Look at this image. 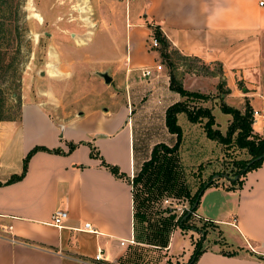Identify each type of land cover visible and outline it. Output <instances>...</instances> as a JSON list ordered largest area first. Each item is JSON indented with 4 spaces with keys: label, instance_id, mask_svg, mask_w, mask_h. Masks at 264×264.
<instances>
[{
    "label": "crops",
    "instance_id": "0c3cea01",
    "mask_svg": "<svg viewBox=\"0 0 264 264\" xmlns=\"http://www.w3.org/2000/svg\"><path fill=\"white\" fill-rule=\"evenodd\" d=\"M80 1L74 12L91 7L108 23L103 0ZM112 2L119 14L110 27L112 33L107 37L105 30L93 43L98 47L97 59L111 63L112 72H117V87L125 90L121 101L61 120L39 103L24 101L14 120L0 121V264H85L99 249L104 257L101 264L125 262L135 245L132 186L126 179L140 171L155 145L169 146L161 142L168 132L165 112L182 100L170 90L168 74L156 70L160 57L158 48L147 46L150 26H158L171 49L181 55L220 65L221 82L219 76L197 77L191 90L184 79L185 89L209 94L224 83L229 93L223 102L229 105L234 98H245L259 112L253 117V132L264 136V0ZM53 14L49 12V17ZM144 69L150 70V76H141ZM109 77L114 83L113 73ZM153 99L156 106L147 114V103ZM135 107L138 115L133 113ZM230 121L224 120L223 132ZM90 145L125 179L101 167L100 159L90 156ZM34 147L48 151L31 155L25 175L7 184L22 172L24 158ZM56 149L61 153L50 152ZM230 186L216 181L199 200L194 215L210 225L205 242L207 236L217 238L203 241V252L194 264H264V161L246 174L240 188ZM57 209L67 212L60 229L51 225ZM85 223L93 232L84 230ZM176 233L183 232L177 228L171 233L164 254L172 259L182 253L189 260L192 252L171 251Z\"/></svg>",
    "mask_w": 264,
    "mask_h": 264
},
{
    "label": "rangeland",
    "instance_id": "374dc122",
    "mask_svg": "<svg viewBox=\"0 0 264 264\" xmlns=\"http://www.w3.org/2000/svg\"><path fill=\"white\" fill-rule=\"evenodd\" d=\"M103 1L107 9L108 23H103L100 15L91 7L85 8L84 13L74 12L73 7L77 8V0H0V69L7 72L4 80L0 79V114L3 117H17L19 106L24 101L39 103L55 120L73 117L91 108H110L121 101L125 90L123 87H117V72H112L111 63L97 59L98 47L93 43L94 39L99 40L98 35H103L105 30L106 36L110 37V27L113 28L119 17L114 2ZM82 2L80 1V4ZM39 10L45 14L47 12L48 16L40 15ZM51 11L57 14H53V18L49 17ZM35 14L40 17L39 20ZM172 61L176 63L178 78L187 80L191 90L199 80L197 77L219 76L218 81L221 82L220 67L216 63L201 69L200 63L193 64L191 59H176L172 55ZM190 64H193L195 69L192 70ZM158 65L163 72L168 73L165 62L160 59ZM110 73H113L115 82L106 84L102 75L109 76ZM221 89L226 88L222 86ZM206 95L210 96V100L206 102L185 98L181 101L187 100L189 106H202L212 110L217 108L212 113L219 122V130L223 132L224 120L231 119L219 109L221 98L224 99L226 95L220 93V99L216 96L217 91ZM237 97H241V94ZM245 101V98H234L229 105L242 112ZM152 105L156 106L154 99L147 103V114ZM131 113L132 111L130 117ZM133 113L138 115L136 107ZM177 123L183 133L179 156L192 193L197 190L201 181H208L214 174V181L222 180L229 184L223 177L224 174L232 173L235 161L250 158L245 150H240L234 145L224 146L208 139L202 127L203 123H190L184 113L177 116ZM146 129L151 130L148 126ZM161 142L171 146L175 137L167 132ZM162 206L175 209L178 215L190 209L187 200L173 198L163 200ZM189 223L201 231L210 230V225L199 220L194 214ZM182 232L176 233L171 239V251L174 254L181 251L193 252L191 239L194 237L195 246L201 238V233L195 231ZM194 233H197L196 236ZM214 236L217 238L216 234L210 235L204 242L207 243ZM164 252H156L155 256L159 258ZM165 255L158 264H186L189 257L179 253L170 259L169 254Z\"/></svg>",
    "mask_w": 264,
    "mask_h": 264
},
{
    "label": "trees",
    "instance_id": "16d2710c",
    "mask_svg": "<svg viewBox=\"0 0 264 264\" xmlns=\"http://www.w3.org/2000/svg\"><path fill=\"white\" fill-rule=\"evenodd\" d=\"M150 28L152 29L153 37L159 42L157 49L159 57L165 62L168 69L170 90L187 100H202L203 102L210 100L209 95L188 91L184 88L182 80L178 78L176 63L172 61V55L176 59H191L193 64H195L194 62H199L201 69L207 66L197 58L185 57L176 50L171 49L166 37L158 26H150ZM193 64H190L192 70L195 69ZM2 68L4 69V67ZM6 73V71L0 69V79H3L4 76L6 77ZM222 86H224V83L218 85L217 98L219 99L222 97H220V93H224L225 95L229 93L228 90H222ZM187 100L179 101L170 106L165 113V126L170 134L175 135V144L171 147L164 144L155 145L151 151L150 159L143 163L140 171L132 179H126L132 186L135 245L129 250V255L124 259L125 262H119L118 264L161 263L160 261L166 255L164 254L158 258L155 256V253H161L162 250L168 247L170 235L176 228L182 231L191 230L202 234V238L195 244L194 250L186 264H194L203 252L202 245L207 232L199 230L196 226L191 225L189 221L192 214L195 213L204 191L215 185L216 181L213 179L215 174L211 175L208 181H201L197 190L194 193L191 192L179 156L183 133L177 123L178 114L184 113L190 123H203L202 127L208 139L224 146L234 145L236 148L245 150L248 153L249 159L235 161L232 173L228 174L226 172L224 174L225 176L223 177L231 185L229 189L240 188L246 174L260 168L264 161V136L261 137L253 132V109L247 100L241 112L238 108L225 104L223 98H221L220 111L231 117L225 134L217 128L211 108L196 105L189 106ZM5 120H14V117H3L0 114V121ZM215 126L216 128H214ZM41 150L48 151L44 147H34L24 158L22 172L19 175H13L6 183L20 180L26 173L27 162L30 156ZM50 152L61 153L58 149ZM90 156L99 158L101 167L108 170L116 178L125 179V176L120 173L119 169L107 164L99 156L95 147L91 145ZM168 198L187 200L190 209L178 216L173 211L174 209L162 206L163 200ZM229 254L234 255L236 253Z\"/></svg>",
    "mask_w": 264,
    "mask_h": 264
},
{
    "label": "built area",
    "instance_id": "2783aa9c",
    "mask_svg": "<svg viewBox=\"0 0 264 264\" xmlns=\"http://www.w3.org/2000/svg\"><path fill=\"white\" fill-rule=\"evenodd\" d=\"M260 5H263V2L260 3ZM148 48L150 50H156L159 47V42L157 41V39L155 37H153V35L149 38V43H148ZM156 70L157 71H161V66L157 65L156 66ZM150 70L149 69H144L141 71V76L142 77H148L150 76ZM253 117L255 119V117H259V112L258 111H253ZM167 202V201H166ZM172 209V208H171ZM174 212H176V210H173ZM184 212V211H183ZM182 212V213H183ZM181 213V214H182ZM181 214H179L178 216H180ZM67 219V212L62 210V209H57L53 212L52 216H51V225H53L56 228H62L63 227V222ZM84 230L88 231V232H93V229L91 228L89 223H85L84 224ZM129 243H133V240L131 239L129 241ZM120 245H124V241H121ZM248 248L251 251H254L253 247H251L250 245H248ZM104 261V257L102 255V251L99 249L97 251V253L95 254V256L93 257V261L90 262H86L85 264H101V262Z\"/></svg>",
    "mask_w": 264,
    "mask_h": 264
},
{
    "label": "water",
    "instance_id": "95a60500",
    "mask_svg": "<svg viewBox=\"0 0 264 264\" xmlns=\"http://www.w3.org/2000/svg\"><path fill=\"white\" fill-rule=\"evenodd\" d=\"M102 77H103V79H104V82L106 83V84H109L110 83V77L107 75V74H103L102 75Z\"/></svg>",
    "mask_w": 264,
    "mask_h": 264
},
{
    "label": "bare ground",
    "instance_id": "6f19581e",
    "mask_svg": "<svg viewBox=\"0 0 264 264\" xmlns=\"http://www.w3.org/2000/svg\"><path fill=\"white\" fill-rule=\"evenodd\" d=\"M34 16H35L38 20L40 19V17H39L37 14H35Z\"/></svg>",
    "mask_w": 264,
    "mask_h": 264
}]
</instances>
